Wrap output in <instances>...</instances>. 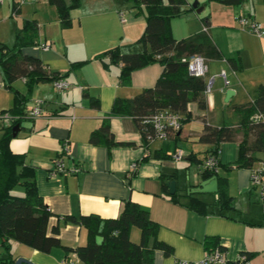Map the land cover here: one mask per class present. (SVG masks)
I'll return each mask as SVG.
<instances>
[{
    "label": "crops",
    "instance_id": "crops-1",
    "mask_svg": "<svg viewBox=\"0 0 264 264\" xmlns=\"http://www.w3.org/2000/svg\"><path fill=\"white\" fill-rule=\"evenodd\" d=\"M197 1L201 10L197 12L193 8L173 17L170 29L172 36L180 40L206 27L221 53L220 58L205 61L204 79L209 87L205 92V107H199L197 101L189 102L190 119L181 125L177 137L174 139L172 133L148 144L143 143L133 117L111 116L114 139L128 145L109 148L91 144L90 133L100 126L115 98H130L143 88L153 86L163 69L158 62L150 63L133 70L129 82L123 84L119 77L120 65L105 66L96 57L109 48L134 41L141 34L145 24L142 9L120 10L113 0H82L79 7L70 11L71 26L63 28L55 7L47 0H24L23 3L1 0L0 50L13 46L25 19H34L38 25L37 44L22 47V55L40 59L48 74L67 73L64 79L68 87L61 91L50 80L35 82L29 90L24 77L12 82L28 99L19 130L9 142L10 149L25 153L26 162L35 168L37 190L52 213L47 233L53 234L52 229L58 227L63 245L74 248L87 240L86 228L64 223L63 216L93 213L104 218L115 217L123 202L130 198L146 208L157 223V239L173 247L169 256L156 249L153 260L146 264H179L181 259L196 263L193 261L205 256L203 240L207 236L219 238L227 259H235L240 252H253L248 264H264V196L261 188L250 181L252 170L262 162H255L251 168L229 167L236 159L240 133L233 140L222 142L218 155V172L226 178L225 186L233 197L235 210L228 213L233 217L212 211L214 205L204 215L183 203L173 202L164 183L174 180L175 191L186 202L183 195L203 179L201 163L213 146L199 141L204 124L212 127L238 124L241 114L235 106L252 101L257 86L264 83V36L247 30L237 20L239 16H246L264 25V0H243L237 5ZM13 3L18 4V9L12 14ZM44 43L47 49H42ZM233 57L238 59L237 68L229 61ZM79 60L88 61L71 68L72 62ZM221 71L229 80L227 85ZM227 89H231V95L226 98ZM38 102L42 103L41 113L29 116ZM12 104L13 93L5 85L0 65V126L9 124L8 110ZM178 148L183 156L176 160L170 153ZM57 161L66 168L77 166L79 170L54 174ZM132 163H136L134 169ZM197 195L209 203L217 198L214 193ZM135 228L130 229V238L136 242L140 232ZM9 251L15 259L21 256L35 264H62L63 261L86 264L74 251L61 246L42 252L14 241ZM6 255L7 250L0 246V259Z\"/></svg>",
    "mask_w": 264,
    "mask_h": 264
},
{
    "label": "trees",
    "instance_id": "trees-1",
    "mask_svg": "<svg viewBox=\"0 0 264 264\" xmlns=\"http://www.w3.org/2000/svg\"><path fill=\"white\" fill-rule=\"evenodd\" d=\"M47 1L55 7L63 28L71 26L70 11L79 7L82 2V0ZM208 1L224 5H237L243 2V0ZM113 2L120 10L129 7L142 9L145 18L144 28L134 41L109 48L96 57L105 66L119 64V77L123 84L129 82L133 70L150 63L158 62L163 69L153 86L143 88L130 98H115L100 126L90 133L89 142L109 148L128 145L114 139L109 122L111 116L128 115L134 118L143 143L148 144L154 136V130L151 125L143 122L145 117L158 110L169 109L179 115L182 125L190 119L187 109L189 102L197 101L201 108L206 105L207 83L204 77L189 73L187 67L189 57L199 54L205 60L217 59L221 57V53L207 30L180 40L172 36L170 20L193 9L187 0H113ZM17 5L13 3L12 14L17 12ZM37 37L36 20L25 19L22 31L15 36L13 46H4L0 50V65L5 75V85L13 93V104L8 110L10 122L0 126V246L7 250V255L0 259V264H14L15 258L9 251L10 244L14 241L42 252H49L52 248L61 246L67 251H74L86 264H146L153 260L156 249L162 250L165 256L171 255L173 247L157 239L158 225L150 218L148 210L130 198L123 202L115 217L104 218L93 213L63 216L64 223H75L86 228L87 240L84 244L74 248L63 245L58 237V227L52 229L53 234L47 233V223L52 213L37 190L35 168L26 162L25 153L13 152L9 146L13 138L12 127L21 122L28 99L26 94L20 93L12 86V82L18 77H24L29 90L35 82L54 81L64 78L67 74L57 72L48 74L40 59L22 55L21 48L37 44ZM87 61H74L71 68L82 66ZM229 61L233 67H238L236 57L229 58ZM96 103L97 100L95 105ZM235 109L241 114L238 124L212 127L205 123L199 141L212 143L209 154H214L222 142L231 141L240 133L236 159L229 167L251 168L257 161L264 162V83L257 86L256 96L252 101L237 105ZM176 132L172 134L174 139L177 137ZM145 157L143 156V159ZM212 175H216L218 179V191L214 193L217 198L214 202H206L197 194L183 195L186 202H182L181 195L176 191L168 194L169 199L183 203L189 209L204 215L209 212V206L214 205L212 211L233 217L228 214L235 208L233 197L225 186L226 178L218 171L203 170L204 178ZM16 187H21L17 193L14 192ZM163 188L164 192H167L166 187ZM132 227L138 228L140 232V238L136 242L130 238ZM203 247L206 253L215 248L225 250L217 236L205 237ZM239 254L244 258L228 259L224 264H248L254 256L253 252Z\"/></svg>",
    "mask_w": 264,
    "mask_h": 264
},
{
    "label": "built area",
    "instance_id": "built-area-1",
    "mask_svg": "<svg viewBox=\"0 0 264 264\" xmlns=\"http://www.w3.org/2000/svg\"><path fill=\"white\" fill-rule=\"evenodd\" d=\"M1 2V0H0ZM239 24L246 28L247 30L255 33L258 36H264V25L260 22L246 17V16H239L237 18ZM206 30V27L204 28ZM42 49H47L48 45L46 43L42 44ZM205 58L199 54H195L190 56L187 62V67L189 73L195 76H202L206 72V64ZM221 76L224 80V83L227 85L229 80L226 78L225 72L221 71ZM54 88L58 91L66 89L68 87V82L64 78H58L52 81ZM209 90V87H206V91ZM41 104L38 102L29 112V116L35 117L41 113ZM179 115L169 109H161L158 110L147 117L144 118L143 122L151 125L154 130V136L151 137V141L155 139H165L169 134L175 133L181 127V123L179 120ZM174 159H181L183 156L181 149H176L173 153H171ZM218 155L219 150L214 154L207 155L202 160V167L203 169H208L213 172L218 171ZM136 163H132L131 168L134 169ZM79 168L77 166H72L66 168L61 161H57L55 164L54 174L56 173H73L77 172ZM251 184L254 186H259L261 188V195L264 196V162L261 163V166L257 169H253L250 175ZM236 258L243 259L244 256L238 254ZM235 258V259H236ZM228 260L223 253L218 248H215L210 253H206L205 256L196 263H191L188 261H181L179 264H224ZM62 264H73L71 261H63Z\"/></svg>",
    "mask_w": 264,
    "mask_h": 264
},
{
    "label": "water",
    "instance_id": "water-1",
    "mask_svg": "<svg viewBox=\"0 0 264 264\" xmlns=\"http://www.w3.org/2000/svg\"><path fill=\"white\" fill-rule=\"evenodd\" d=\"M192 8L196 9L199 12L201 9L198 6V1L194 0L191 3ZM0 48L2 45L0 44ZM226 98L231 95V89H227L225 92ZM19 130V124H15L12 127V135L13 137L16 136ZM203 177V176H202ZM164 183L168 186L169 193L173 194L175 191V181L174 180H165ZM218 191V179L216 175H212L209 178H204L199 181L197 184H194L191 189L187 191L188 194H205V193H216ZM14 264H35L32 261L24 258V257H17L14 261Z\"/></svg>",
    "mask_w": 264,
    "mask_h": 264
},
{
    "label": "rangeland",
    "instance_id": "rangeland-1",
    "mask_svg": "<svg viewBox=\"0 0 264 264\" xmlns=\"http://www.w3.org/2000/svg\"><path fill=\"white\" fill-rule=\"evenodd\" d=\"M19 2L20 3H23L24 2V0H19ZM182 145H183V147L184 146H186V144H185V142L182 140ZM21 190V187H16L15 189H14V192L15 193H17L18 191H20ZM136 229V231H137V228H135ZM181 260H183V261H185V259H181ZM189 262V261H188ZM193 262H197V260H194Z\"/></svg>",
    "mask_w": 264,
    "mask_h": 264
}]
</instances>
